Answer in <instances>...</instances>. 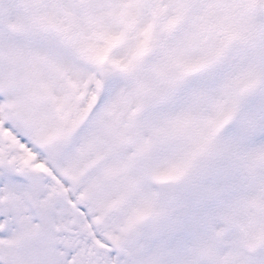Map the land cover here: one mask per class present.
<instances>
[{"label": "snow or ice", "instance_id": "obj_1", "mask_svg": "<svg viewBox=\"0 0 264 264\" xmlns=\"http://www.w3.org/2000/svg\"><path fill=\"white\" fill-rule=\"evenodd\" d=\"M0 264H264V0H0Z\"/></svg>", "mask_w": 264, "mask_h": 264}]
</instances>
